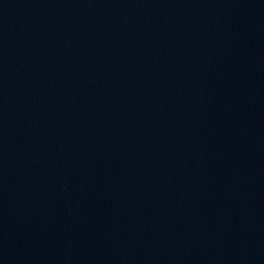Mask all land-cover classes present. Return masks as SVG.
<instances>
[{
    "label": "water",
    "instance_id": "1",
    "mask_svg": "<svg viewBox=\"0 0 264 264\" xmlns=\"http://www.w3.org/2000/svg\"><path fill=\"white\" fill-rule=\"evenodd\" d=\"M0 264H264V0H0Z\"/></svg>",
    "mask_w": 264,
    "mask_h": 264
}]
</instances>
